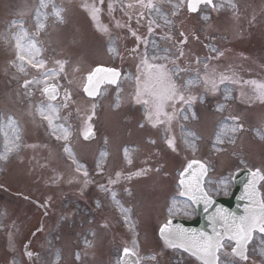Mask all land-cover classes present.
<instances>
[{
	"label": "rangeland",
	"instance_id": "rangeland-1",
	"mask_svg": "<svg viewBox=\"0 0 264 264\" xmlns=\"http://www.w3.org/2000/svg\"><path fill=\"white\" fill-rule=\"evenodd\" d=\"M168 1V5H170L172 2L171 0ZM173 1L185 8L184 10L187 12L186 3L188 0ZM228 5L229 8L227 10L226 6ZM80 6V0L77 3L75 0L71 3L69 0H0V259L5 256L6 252L3 245V241L5 240V234L3 235L2 233L3 223L5 220V223L8 222L9 214L12 211V217L17 220L21 218L30 219L28 228L34 225L41 216L44 223L48 225V222H58L59 217L67 214V212L62 211L68 206L67 203L63 204L65 207L63 209L53 208L51 203H49L44 208L37 210L32 203H25L18 196L14 197L13 195H9V193H5L1 187V185L5 184L3 177L7 181L12 177V190L14 192L27 193L43 202L47 199L51 201L52 198L49 197L52 193L58 195L64 192L65 188L63 186L45 189V183H41L40 187H38V184L31 183L36 178V173H28L26 168H23L24 171L17 172L12 170L13 167L16 169L20 168L18 164H23V161H28L32 156L46 154L44 144L50 145V147L53 146L60 158L61 155L59 154L62 153V149H68V152H71L72 157L75 159L73 160V166L76 169L85 168V170L87 169L86 166H90L92 169L93 165L102 167L106 161H109V163H112L111 166H114L120 162H130L131 159H141L142 157H140L139 153L140 145L136 143L144 145L145 142L146 144H150L151 147L158 143L159 151L155 152V158H157L158 153L161 154L164 151V144L167 145L160 137L150 139L151 132L144 127L143 120L139 121L137 109L131 106H128V108H115L120 106L118 101L123 99V96L111 88L106 89L107 97L103 93L102 105L99 108L100 111L97 121V137L94 141L88 144L82 141H74L69 144L65 142L61 145L52 143L47 127L50 130L52 128L49 123H43L41 116H51L53 120L52 127L54 129H60L55 131L63 136L64 133L62 130L63 128L66 130L68 121L66 114L65 116L61 115L63 111L61 107L62 103H48L41 89L50 82L55 81V79H60L64 87L72 89L74 92L73 95L76 98L73 99L72 104L84 110L89 106V103L85 101L86 99L80 90L82 91L86 74L98 63L111 65L112 62L108 44L94 31L87 16L78 9ZM215 7H217L216 10L210 8L211 10L206 12V15L202 19L196 18L195 26L203 23L209 24L206 30H204L202 37H205L207 34H212V36L217 37V32L211 31L213 26L219 25V30L223 31H219V33L225 36L223 42H232V45L239 48L238 50L252 51L257 57L264 56V24L259 29L257 28L255 32V28L252 29L251 31L253 33H250L249 29L247 30L248 18H250L255 10L264 7V0H215ZM164 10L168 12L167 8H164ZM203 11H206V9ZM201 15L202 13L198 17ZM153 17L160 27H163L164 30L169 29L168 33H170L172 25L169 21L165 20V17L163 18L165 21L159 19L155 14H153ZM190 17L187 12L185 20ZM192 19L194 20V17ZM174 23L179 25V21L176 18L174 19ZM187 25L192 24L189 22ZM192 28L193 26L189 29ZM172 32L176 37V30L174 29ZM112 36L118 38L120 42L119 50H122L124 60H127V66L132 68L133 62L128 55H125L127 51L121 43H126L131 48L134 41L127 39V33L125 32L112 31L111 40H113ZM170 38L172 39V36ZM217 40V42L221 43L219 36ZM200 42L203 43L202 40ZM197 45L198 43L194 42L190 47L192 49L190 52L197 50ZM218 46L222 48L221 44H218ZM46 54L53 55V59ZM164 54L168 55L167 52H164ZM178 54L179 51H173V57H177ZM67 56L70 62L66 65L65 72L62 73L57 70L61 67L60 65L57 66L55 59L66 58ZM46 61H48L46 70L36 71V68H41ZM191 67L193 66L184 60H178L176 64H171L170 66L173 71L180 74L177 80L181 84L185 82V75L182 73V70ZM50 71H55L56 75L46 76L45 74ZM206 71L208 70H205L203 73ZM240 72V78L242 80L252 78V74L248 71L242 70ZM24 83H27L26 88L22 86ZM130 88L131 86L128 87V91ZM118 89L120 90L119 87ZM31 90L33 91L32 93H30ZM128 91L125 90L127 93L126 97L127 95L130 96ZM127 99L130 98L127 97ZM192 99L193 96L186 98V100L191 101L190 108L187 111L189 114H192L191 119L180 120L178 122L184 128L185 133L189 135L190 141H193L198 152H200L201 159L210 165L217 162L219 168L211 174V178L208 180V186L214 195L223 194L225 192L224 188L227 185L225 181L227 180L225 178L227 172H231L233 169L245 164V162L240 163L239 160L235 162L228 160L227 163L221 162L220 159L230 158L239 152V149L234 148V145L228 146L227 149L211 147L213 141L211 131L214 124L212 122H215V120H218V123L223 122L221 114L227 112L228 107L225 101H222L219 97H212L211 95L206 96L201 94L200 100L197 103H194ZM128 105L131 104L129 103ZM49 106L54 107L56 111L54 113L50 112ZM247 109L249 111V120L247 121L249 124V132L242 133L239 140L243 141L247 139L253 150H256L260 144V136H262L260 129L264 117L263 108L259 102H255L252 106H247ZM42 110L45 115H42ZM69 111L71 112L72 110L70 109ZM213 112L217 116L213 115ZM72 121L75 124L79 123V120L75 118ZM223 127L224 134L227 130L233 129L228 124L223 125ZM19 136L20 143L16 144ZM14 144L15 146H13ZM148 150L150 149L148 148ZM180 152L186 155L191 153L187 146L182 147ZM241 152L245 154L244 160L250 166L264 168V151L256 150V152H250L246 149V153L244 150ZM8 153L12 154L8 155ZM8 156L9 158H7ZM19 158H22L21 162ZM8 159L12 162H7ZM185 161L183 159L180 160L178 165L183 168ZM8 165L9 171L6 172ZM62 170L60 167L55 169L58 176L61 175ZM86 171L88 172V170ZM23 172L24 174L28 173L29 178L23 180V182L20 180L17 181L16 177L23 174ZM48 173H46V170L42 172L43 175ZM73 175L76 176L77 173L73 172ZM50 177L52 175H48L47 178ZM154 178L155 175L153 174L150 179H145L143 182L137 183L134 187V192L133 186L136 184L135 182L131 186V189L127 188L130 182L128 184L123 183L120 187L115 188L117 195L113 191H104L105 189L97 191L95 184L88 186L86 191L84 190L83 196L86 205L80 201V203L75 205V208L80 205L92 212L87 215L86 213L79 212V208H77L74 214L76 217L88 218L90 216L96 219L103 217L104 212L98 210V202H100L101 205L105 204L107 208V210L103 208L105 209L107 218L110 216L113 218V215H110L109 208L114 206L115 208L117 207L119 212H124L127 216L125 221L134 226L135 221L133 218H130L129 207L138 205L143 213L141 214L140 225L137 229L135 228L140 235L137 238V245H140L142 251L145 253L151 249L159 250L162 245L159 242L156 229H158L157 226L165 217L174 210L175 201H170V192H163L162 190L164 188H161L162 186L160 187V184H154ZM55 181H58V179H55ZM223 181L225 183H221ZM169 185L172 187V183H169ZM218 186L220 190H218ZM79 191L82 192V190ZM98 198L101 200H98ZM90 206L92 209H90ZM182 207L185 209L184 205ZM72 208L73 206H71ZM186 211H191L188 205ZM134 212L138 218L139 213L135 209ZM49 213L52 214V220H47ZM16 230L17 236L13 240L18 242L23 237L20 233L21 231L19 230L18 233V229ZM57 233L60 237L69 235L67 229L63 226L57 228ZM47 234L44 233L40 237L42 241L45 239L46 243L49 244L50 239L46 237ZM51 236L58 237L56 232L51 234ZM129 239L130 235L128 236L126 234L124 227L117 234L115 233L113 237L115 244L118 243L121 247L127 245L130 242ZM60 242L62 245L64 244L61 238ZM38 243H41V240L35 243L37 247H40L41 244ZM76 247L79 248V246ZM250 249L251 253L249 258L251 262H246V264H264V238L259 236L255 237ZM65 253H77V249L70 248ZM41 254L46 258L47 262H50L51 255L49 253L46 255ZM10 255L14 256V260L17 263L19 262V258L24 260L22 253H10ZM227 257L226 253H224L222 264H229ZM176 258H179V256L176 255ZM4 261L7 262L8 259L6 258ZM185 264L196 263L194 260L187 259Z\"/></svg>",
	"mask_w": 264,
	"mask_h": 264
},
{
	"label": "snow or ice",
	"instance_id": "snow-or-ice-1",
	"mask_svg": "<svg viewBox=\"0 0 264 264\" xmlns=\"http://www.w3.org/2000/svg\"><path fill=\"white\" fill-rule=\"evenodd\" d=\"M190 4H195V10L197 11V5L199 3H210V0H189ZM151 31V29H150ZM42 66V62H41ZM61 70H63V64L60 65ZM102 71L101 69H96V72ZM113 75L115 76L116 73L114 71ZM46 76H54L56 75L55 71H50L45 74ZM94 73L89 74V85H92V77ZM109 82H116L113 80H109ZM189 84L192 83L191 80L188 81ZM84 91L89 95L93 96V93L96 92L95 88H89L85 87ZM44 92L49 95L50 99H54L56 95V89L55 87H45ZM181 100H183V96L180 97ZM186 103H189V101H185ZM50 112H55L56 109L52 106H49ZM42 115H45L42 110ZM45 119H48L49 125L51 126L53 123L52 117L45 115ZM142 126V125H141ZM54 130H60V129H54ZM232 131H235L233 128ZM64 132V138L67 139L66 130H63ZM59 138V137H58ZM86 140L93 138V134L91 131L85 134L84 137ZM217 140L219 141V136L217 137ZM169 147L174 148V144L171 140L168 141ZM68 151V149H65ZM69 155H71V152H69ZM191 167V166H189ZM87 173L85 172V175ZM251 175L253 177L259 175V169L252 172ZM264 178V177H262ZM250 184H253L254 181H249ZM181 184H184V180H181ZM197 191H199L200 199L205 201V204L207 206H210L213 202L208 198V194L202 192V190L199 189V185H197ZM185 193H181V195H184ZM220 212L221 210H217ZM213 225L212 231L215 234L206 236L204 233H188L187 230L176 227L173 228L171 226V221H169L167 224H165L161 229V235L167 240L169 245L173 248H180L184 251L190 252L192 255H195L202 261V264H217L218 257L216 255L217 251L221 247V240L220 237L227 234V238L229 240H234L236 244V248L233 249L234 254L241 256L242 258H246L244 254V248L245 243L249 238V235L255 231L258 230L261 233H264V205H261L258 212H252L248 214L247 216L240 217L239 220L235 217H227L224 215H221L219 222H217L216 218H213L212 221H210ZM217 226L219 227L220 231L217 230ZM29 255H31L29 253ZM124 255L129 256L132 255L129 249H124ZM127 264V262H125Z\"/></svg>",
	"mask_w": 264,
	"mask_h": 264
},
{
	"label": "water",
	"instance_id": "water-1",
	"mask_svg": "<svg viewBox=\"0 0 264 264\" xmlns=\"http://www.w3.org/2000/svg\"><path fill=\"white\" fill-rule=\"evenodd\" d=\"M194 6H195V4H194ZM100 69L102 71H100L98 73L97 72L94 73V75L92 77V81H91L92 85H89V82H88V84L86 86L89 88H92V87L95 88L96 92H94L93 95L97 93L99 87L102 84L104 77L111 76L113 78V81H114V80H116V78L118 76V74L115 71L114 72L116 73V75L115 76L113 75V72H112L113 70H109V69H106L103 67ZM185 178L192 183L194 180H196V181L198 180L200 182L201 181V174L198 172V166H197V168H194L192 171H188V173L185 175ZM258 180H259L258 175L253 177L249 171L240 172L239 176L236 178V190L233 193V197H232V199H228L226 201L227 202L233 201V202H236V206H241L240 202L244 199L248 203L247 208L244 209V212H247V215L249 214V212L250 213L258 212L260 206L262 205L260 195H259V192L257 189V181ZM249 181H254V183L250 184ZM199 200H200V198H199ZM196 205L199 208V205L197 202H196ZM230 208L235 209V206L232 205V206H230ZM247 215H245V213L244 214L232 213L228 217L229 218L235 217V218H237V220H239L240 217H244ZM172 227L173 228L179 227V228L185 229L190 234L191 233H197V234L204 233L206 236L214 234L212 231L213 227H210L208 225L207 219L204 221V223H202L198 219V220H195L191 223L186 222V223L174 224V225H172ZM217 229H218V227H217ZM225 236H227V234H225ZM249 238H250V235H249ZM249 238L246 241L245 245L249 241ZM244 250H245V248H244Z\"/></svg>",
	"mask_w": 264,
	"mask_h": 264
},
{
	"label": "flooded vegetation",
	"instance_id": "flooded-vegetation-1",
	"mask_svg": "<svg viewBox=\"0 0 264 264\" xmlns=\"http://www.w3.org/2000/svg\"><path fill=\"white\" fill-rule=\"evenodd\" d=\"M144 4L145 3V0H134V5L132 4H128L127 2L124 3H120L119 1H114L113 3L111 4H108L107 7L111 10L113 7H121L120 10H117L115 9L114 12H125L127 15L131 16L132 18V8L133 7H137L139 4ZM122 7H125V9H122ZM129 22H128V25H129V32L131 33V35L133 37H136L137 39L138 38V34L136 33V31L132 28H130L131 24L134 22L132 19H128ZM137 22V20H136ZM88 126V125H87ZM85 128H82L81 129V134L82 135H85L86 133H88L90 131V128L87 127V129L84 131ZM152 254V259L151 260H145L144 258H140L139 260V264H153V263H160L161 262V259L163 258H166L165 260L166 261H169L170 260V256H163L161 254H157V253H151ZM119 255H112L111 253H100L98 255H92V256H88L86 257L85 259H82L80 261L79 264H101V263H104V264H121L120 263V259H119ZM40 261L45 262V260H43L42 258H39ZM52 264V263H51Z\"/></svg>",
	"mask_w": 264,
	"mask_h": 264
}]
</instances>
